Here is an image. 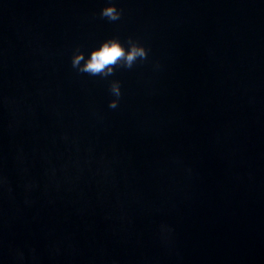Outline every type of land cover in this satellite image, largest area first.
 <instances>
[{"label":"water","instance_id":"1","mask_svg":"<svg viewBox=\"0 0 264 264\" xmlns=\"http://www.w3.org/2000/svg\"><path fill=\"white\" fill-rule=\"evenodd\" d=\"M0 264H264V0H0Z\"/></svg>","mask_w":264,"mask_h":264},{"label":"clouds","instance_id":"2","mask_svg":"<svg viewBox=\"0 0 264 264\" xmlns=\"http://www.w3.org/2000/svg\"><path fill=\"white\" fill-rule=\"evenodd\" d=\"M100 14L110 20H115L119 16L115 5L112 4L103 7ZM144 55L145 50L142 47L134 45L130 50L125 51L118 40L109 39L104 41L99 48L94 49L90 53L84 65L81 67V70L92 74L97 72L104 74L105 72H111L112 68L110 66L116 64L121 58L125 61L127 66H130L136 56L143 57ZM82 58V55H76L73 59V64H78L79 60Z\"/></svg>","mask_w":264,"mask_h":264}]
</instances>
